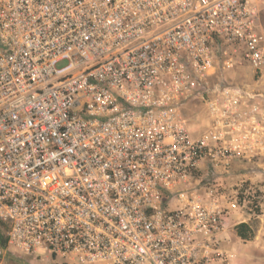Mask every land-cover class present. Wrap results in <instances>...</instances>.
Instances as JSON below:
<instances>
[{"label": "built area", "instance_id": "1", "mask_svg": "<svg viewBox=\"0 0 264 264\" xmlns=\"http://www.w3.org/2000/svg\"><path fill=\"white\" fill-rule=\"evenodd\" d=\"M243 64L264 66V0H0L8 249L67 264L227 261L213 248L222 211L192 188L240 154L232 130L262 131L241 90L212 84ZM193 102L211 126L185 115Z\"/></svg>", "mask_w": 264, "mask_h": 264}, {"label": "rangeland", "instance_id": "2", "mask_svg": "<svg viewBox=\"0 0 264 264\" xmlns=\"http://www.w3.org/2000/svg\"><path fill=\"white\" fill-rule=\"evenodd\" d=\"M220 67L212 79L213 87L227 84L241 90L245 111L258 106L260 113L254 121L262 124V131L253 140L250 128L246 129L244 136L242 133L241 138L234 135L236 133L232 130L227 136L230 142L228 147L234 148L239 144L240 154L229 152L219 163L212 162L199 170L192 192H195V199L222 211L215 234L218 244L213 248L215 253L220 250V253L227 255V261L217 264H264V66L260 70L245 64L226 69L223 65ZM184 113L196 127H209L212 124L208 120L204 102L189 103ZM7 231L2 229L5 238ZM30 261L37 264H67L44 257ZM0 264L34 263L17 259L8 249L7 242L6 247L0 245Z\"/></svg>", "mask_w": 264, "mask_h": 264}, {"label": "trees", "instance_id": "3", "mask_svg": "<svg viewBox=\"0 0 264 264\" xmlns=\"http://www.w3.org/2000/svg\"><path fill=\"white\" fill-rule=\"evenodd\" d=\"M244 226L245 225H242L241 227H244ZM3 228L4 229H7L8 226L4 222L0 221V245L3 246V247H6L7 242H8V238H7V236H6V238L4 237V234L2 232V229ZM241 235L244 236V237H246V235H244L243 232H241Z\"/></svg>", "mask_w": 264, "mask_h": 264}, {"label": "crops", "instance_id": "4", "mask_svg": "<svg viewBox=\"0 0 264 264\" xmlns=\"http://www.w3.org/2000/svg\"><path fill=\"white\" fill-rule=\"evenodd\" d=\"M50 261V260H49ZM26 262H28V261H26ZM29 263H34V264H37V263H35V262H32V261H29Z\"/></svg>", "mask_w": 264, "mask_h": 264}]
</instances>
